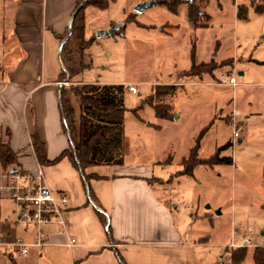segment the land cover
Masks as SVG:
<instances>
[{"label":"rangeland","instance_id":"rangeland-1","mask_svg":"<svg viewBox=\"0 0 264 264\" xmlns=\"http://www.w3.org/2000/svg\"><path fill=\"white\" fill-rule=\"evenodd\" d=\"M98 1L108 5L84 10L86 35L95 40L84 52L89 66L80 79L137 87L136 94L125 93L129 109L139 108L125 122L126 160L156 163L154 174L165 180L168 203L188 217L191 238L206 240L211 262L231 264V251L247 247L242 264H254L253 250L264 246V12L256 9L259 0H194L196 9L210 16L209 25L199 27L189 20L191 2L181 1L173 11L161 3L166 0H153L136 12L149 0ZM240 6H246L245 18L238 16ZM7 18L0 8V58L2 37L10 32L4 29ZM110 22L126 27L98 37L96 28L110 29ZM194 60L208 71L190 74ZM222 72L235 76L236 85L222 82ZM235 110L242 123L239 138L231 126ZM195 147L204 159L223 148L219 156L226 161L179 174ZM6 218H17L8 194L0 197V220ZM1 241L0 236V264H53L44 249L29 248L24 257Z\"/></svg>","mask_w":264,"mask_h":264},{"label":"crops","instance_id":"crops-1","mask_svg":"<svg viewBox=\"0 0 264 264\" xmlns=\"http://www.w3.org/2000/svg\"><path fill=\"white\" fill-rule=\"evenodd\" d=\"M79 1L0 0L8 17L4 29L10 31L2 37L0 58V142H9L17 155V164L4 166L2 161L1 168L43 171L50 188L69 198L63 221L42 226L47 244L30 248L44 249L53 264H215L205 254L206 240L191 238L188 217L168 203L165 180L154 174L156 163L126 160L127 139L122 164L82 171L69 156L55 161L80 142L81 104L75 90L81 91L85 82L82 74L60 78V37L70 29ZM91 1L87 6H96L98 0ZM107 27L118 25L110 22ZM62 93L71 114L70 131L64 129ZM125 107L126 122L139 108ZM31 227L0 220L1 239L7 245L18 237L37 240V228L30 232ZM73 238L76 242L70 245Z\"/></svg>","mask_w":264,"mask_h":264},{"label":"trees","instance_id":"trees-1","mask_svg":"<svg viewBox=\"0 0 264 264\" xmlns=\"http://www.w3.org/2000/svg\"><path fill=\"white\" fill-rule=\"evenodd\" d=\"M161 1V0H160ZM181 1L186 0H166L161 2L166 4L171 10L176 11L177 5ZM253 4L257 0H251ZM83 0L79 1L76 12L73 16L71 24V35L67 38L68 32L61 36L63 43L60 50L62 63V72L60 78L62 80H72L76 75L81 74L89 64L85 62L84 52L94 42L95 37H87L86 35V17L84 10L92 1L86 0L82 6ZM98 6L105 8L108 2H95ZM258 12H264V0H259L256 3ZM238 16L245 18L246 6H240ZM201 18L206 21L202 22ZM134 19L128 18L127 21ZM189 20L196 26H208L210 16L204 11H198L191 2L189 11ZM126 23H122L115 27V31H124ZM193 59H195V49L192 51ZM204 64H198L195 60L191 67L190 74L205 73ZM215 69L212 68V70ZM76 95L80 99L81 118H80V142L72 149L64 151L55 161L61 160L65 156H69L78 168L82 171L85 168L100 164H122L124 162L125 148V85L124 84H109V83H85L81 91L75 90ZM156 89L155 95H159ZM157 113L161 116H167L160 107L155 106ZM61 110L63 115V124L66 131H70V112L67 108L66 98L61 94ZM72 138V137H71ZM34 146L38 153V158L41 160V145L35 140ZM223 148H220L217 154L211 159H204L198 156L197 147L192 149L188 158L182 162L183 169L179 174L191 175L194 168L200 164H211L213 162L226 161L225 158H220L219 154ZM0 158L4 166L17 164V155L13 151L9 142H0ZM54 161V162H55ZM248 254L247 247H237L231 251V264H242ZM254 264H264V246H257L253 250Z\"/></svg>","mask_w":264,"mask_h":264},{"label":"built area","instance_id":"built-area-1","mask_svg":"<svg viewBox=\"0 0 264 264\" xmlns=\"http://www.w3.org/2000/svg\"><path fill=\"white\" fill-rule=\"evenodd\" d=\"M220 80L233 86L237 83V78L226 72L221 73ZM60 83L68 84V81ZM128 90L134 94L138 92L137 87L133 85H129ZM239 116L240 111L235 110L231 123L234 129V138H239L242 128V123L238 121ZM1 166L2 160L0 159V193L8 194L11 197L15 205L17 224L37 228V240L33 244L37 247H43L47 242L46 233L42 226L56 220L63 221V213L69 203L68 196L64 193L56 194L47 184L43 171L32 173L11 168L3 169ZM75 242L76 240L73 238L69 244L73 245ZM12 244L15 249L21 251L24 257L28 256V249L31 244H25L18 240ZM251 244V239H247L246 245Z\"/></svg>","mask_w":264,"mask_h":264},{"label":"water","instance_id":"water-1","mask_svg":"<svg viewBox=\"0 0 264 264\" xmlns=\"http://www.w3.org/2000/svg\"><path fill=\"white\" fill-rule=\"evenodd\" d=\"M186 1H187V2H193L194 0H186ZM152 4H153V0H149V1H147V2H142V3L138 4V5L135 7V11H136V12H141V11L144 10V8L149 7V6H151ZM73 16H74V15H73ZM72 20H73V18H72ZM71 24H72V21H71ZM71 24H70L69 34H68L67 38L71 35ZM114 30H115V27H111L110 29H107V30H98V31H97V35H98V37H101V36H103V35H111V34L114 33ZM123 34H124V33H123ZM62 45H63V43H62ZM62 45H61V47H60V50H61V48H62ZM240 75H243V72H240ZM14 170H16V168H15Z\"/></svg>","mask_w":264,"mask_h":264}]
</instances>
